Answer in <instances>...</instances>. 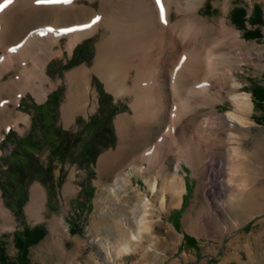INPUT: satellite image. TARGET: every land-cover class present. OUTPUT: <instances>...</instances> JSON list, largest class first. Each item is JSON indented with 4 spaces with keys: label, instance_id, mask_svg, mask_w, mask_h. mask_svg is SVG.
Instances as JSON below:
<instances>
[{
    "label": "bare ground",
    "instance_id": "1",
    "mask_svg": "<svg viewBox=\"0 0 264 264\" xmlns=\"http://www.w3.org/2000/svg\"><path fill=\"white\" fill-rule=\"evenodd\" d=\"M229 1L225 0L223 6L224 17L215 22L200 13L205 0H161L164 21L160 17L161 5L155 0H72L40 4L35 0H13L11 4L0 0L5 4L0 10V139L2 129L21 130L19 121L28 122L30 117L26 113L18 111L12 115L23 95L30 92L38 101L43 100L63 80L67 84L61 104L65 124L72 122L78 113L93 111L96 76L116 98L130 97V111L119 113L114 119L118 135L116 148L98 158L100 198L105 195L112 201L113 196L119 200L118 204L128 202L132 195L123 200L119 199L118 192L127 194L129 189H134L132 174L142 175L153 194L157 192L161 175L163 191L159 207L164 208L166 193H169V204H176L185 189L178 172L181 163L186 162L193 169L194 165L204 164L202 171L212 180L218 176L212 165L220 164V157L213 150L225 142L235 157L237 171L243 164L244 152L239 145L233 146L232 140L236 137L232 127L248 124L245 115L251 108V100L248 93L239 92L241 81L235 72L243 70L241 64L254 60L250 44L228 22ZM42 13L43 18H36ZM96 16L101 19L88 29L63 31L91 23ZM100 29L91 64L80 63L66 71L63 80L52 81L47 73L48 62L65 52L72 54L77 42ZM226 98L233 109L218 113L216 103ZM203 106L211 108L208 114L199 111ZM152 125L154 130L150 129ZM253 150L259 152L260 148L254 145ZM169 156L174 160L171 173L166 172ZM258 158L253 163L256 170H260V163L264 161ZM107 175L109 180L103 182L102 178ZM220 183L224 185L223 181ZM240 184L243 188L237 186V191L247 189L245 183ZM214 191L213 188L203 190V194L208 199ZM134 195L130 203L132 214L121 219L105 218L109 222L103 224L111 241L101 234L93 238L105 261H115L123 252L140 245L144 231L151 233L152 201L148 195L140 196L138 190ZM100 200L98 209L102 207ZM44 201L41 186L34 185L26 206L31 219L41 217ZM1 211L8 215L6 208L1 207ZM48 221L52 235L59 226L67 236L63 218L52 217ZM92 264L101 262L95 258Z\"/></svg>",
    "mask_w": 264,
    "mask_h": 264
},
{
    "label": "rangeland",
    "instance_id": "2",
    "mask_svg": "<svg viewBox=\"0 0 264 264\" xmlns=\"http://www.w3.org/2000/svg\"><path fill=\"white\" fill-rule=\"evenodd\" d=\"M224 4L225 0H205L200 13L209 21L214 19L216 22L218 18L224 17ZM255 5L260 7L262 23L252 25L248 19ZM236 6L243 7L246 11L247 20L244 27H239L231 16L232 8ZM40 15H36V18L44 17L43 13ZM226 15L229 24L241 32L242 40L247 42V45L250 44L254 60L252 63L241 64L243 70L235 72L241 81L239 92L248 93L251 100V108L245 115L248 124L238 123L232 127L236 137L232 140L233 146L239 145L244 152L241 157L242 166L237 171L234 170L235 157L227 149L228 143L225 142L213 150L220 157V164L212 165L213 169L218 171V176L212 180L203 173L204 164L200 163L201 167L194 165L196 169L194 170L186 162L181 163L178 172L183 177L185 189L180 202L176 204H169V193H166L164 196L166 204L164 208L159 207L163 191L161 175L158 176L157 192L153 194L142 175L132 174L130 179L134 189H129L127 194L123 191L118 192L119 199L125 197L127 199L132 195L128 202L118 204L119 200H114L115 197L112 196V201H117V204H114L105 195L100 198L102 184L98 182L100 178L97 169L98 158L103 152L116 148L118 135L114 119L119 113L130 111V97L116 98L94 76L97 90V97L94 99L95 109L87 114L78 113L69 124H65L61 115V104L67 86L63 80L64 73L80 63L91 64L93 47L98 40L100 29L96 34L77 42L74 57L73 49L72 54L65 52L63 56H57L48 62L47 73L51 80L63 81L52 88L43 100L38 101L30 92L22 96L19 105L12 111V115L20 111L30 117L26 123L19 121L21 130L14 127L2 129L0 244L8 261L14 262L17 259L18 248L14 243V231L22 230L25 226L31 228L39 225L42 227L43 235L37 242L29 245L26 251L30 264H92L95 258L99 259L101 264H264V161L260 163V170L253 167L258 156V161L264 160V102L257 104L252 95L254 86L264 85V0H230ZM254 26L260 29L261 35L246 36L245 30ZM101 92L104 95L100 98ZM53 94H60L56 124L69 130L73 136V143L58 154L42 144L43 137L39 126L32 125L33 105L48 100ZM49 105L50 103L45 102L38 111L45 124H48ZM230 109L233 107L227 98L216 103L218 113ZM210 110L209 106L199 109L203 114H208ZM151 127V130L155 129L154 125ZM24 135H29L39 142L40 149L36 157L40 163L53 167V171L51 179L48 180L51 190L40 179L29 176L22 201L18 202L21 204V216L18 217L10 205V196L5 195L2 190L1 181L5 177V159L14 146L13 140ZM254 145L260 148L259 152L253 150ZM83 152L88 153L86 157L82 155ZM92 154L93 161H87ZM167 162L166 172L171 173L174 160L169 156ZM109 178L108 175L104 176L102 181H108ZM220 181H223L224 185ZM240 183L247 186L243 192L236 189L237 186L243 188ZM36 184L44 191L45 201L41 217L31 219L26 206ZM212 188L215 190L213 196L209 194L208 199L205 198L203 190ZM135 189L140 192V196L148 195L152 201L149 213L151 233L144 231L145 236L140 245L123 252L115 261H105L99 253L100 246L93 238L101 234L111 241L104 225L109 221L105 218L121 219L132 214L133 204L130 203L135 198L134 194L137 191ZM87 191L91 193L90 196H87ZM98 200L101 201V209L97 208ZM207 200L211 203L207 204ZM1 207L9 211L8 215L2 214ZM52 217L63 218L62 224L67 226V236L63 234L64 229L59 226L56 234L52 235L48 221Z\"/></svg>",
    "mask_w": 264,
    "mask_h": 264
},
{
    "label": "trees",
    "instance_id": "3",
    "mask_svg": "<svg viewBox=\"0 0 264 264\" xmlns=\"http://www.w3.org/2000/svg\"><path fill=\"white\" fill-rule=\"evenodd\" d=\"M231 16L234 22L239 27L245 26L246 11L243 7L232 8ZM252 25L262 23L261 10L259 5L254 6V11L251 17L248 19ZM245 35L248 37L260 36V29L257 26L248 28L245 30ZM77 48V47H76ZM74 49L73 57L76 51ZM104 94L100 93V98ZM252 95L257 104L264 102V85L254 86L252 88ZM60 94H53L48 100L42 103H35L33 105L32 125H38L41 135L43 137L42 144L53 149L55 154L62 152L65 148L73 143V136L67 129H63L56 124L57 118V104ZM108 97V96H107ZM54 98V100H53ZM45 102L50 103L48 106V124H45L40 117L39 107ZM97 123L95 127H97ZM14 146L6 156L5 163L6 168L4 170V180L1 181V187L5 195L10 196V205L12 206L16 216H21V204L22 196L25 193V187L27 179L30 175L40 179L43 183H46L51 190L48 180L51 179L53 167L48 164H42L38 161L36 154L40 149L38 141L32 139L29 135L14 138ZM88 153L83 152V156L86 157ZM94 154H92L87 161H93ZM24 171V174H23ZM91 193L87 191V196ZM43 235L42 227L35 225L34 227H23L22 230L14 231V243L18 248L17 259L14 262L8 261V257L5 254L3 246L0 244V264H30L27 260L26 251L27 247L37 242Z\"/></svg>",
    "mask_w": 264,
    "mask_h": 264
},
{
    "label": "snow or ice",
    "instance_id": "4",
    "mask_svg": "<svg viewBox=\"0 0 264 264\" xmlns=\"http://www.w3.org/2000/svg\"><path fill=\"white\" fill-rule=\"evenodd\" d=\"M13 2V0H5V4H11ZM35 2L37 4L40 3H58V2H63V3H70L71 0H35ZM157 5H161V0H156ZM5 4H0V10H2L5 7ZM160 17L161 20L164 21V7L161 5L160 6ZM101 18L99 16H96L94 19H92L91 23H85V24H81L78 25L77 28H67V29H63V31L66 32H71V31H76L77 29H88L90 27H92L94 24L97 23V21H99ZM51 30V29H49ZM12 51H15V49H11ZM184 62V58H181L180 63L182 64ZM199 87V85H198Z\"/></svg>",
    "mask_w": 264,
    "mask_h": 264
}]
</instances>
